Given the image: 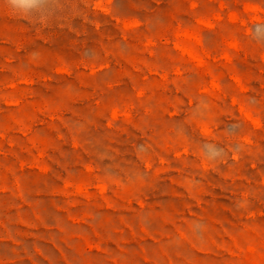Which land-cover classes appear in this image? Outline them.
<instances>
[{
  "label": "rangeland",
  "instance_id": "374dc122",
  "mask_svg": "<svg viewBox=\"0 0 264 264\" xmlns=\"http://www.w3.org/2000/svg\"><path fill=\"white\" fill-rule=\"evenodd\" d=\"M0 264H264V0H0Z\"/></svg>",
  "mask_w": 264,
  "mask_h": 264
}]
</instances>
